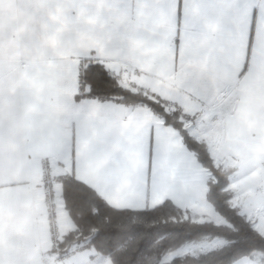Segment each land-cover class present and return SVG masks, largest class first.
<instances>
[{
    "label": "crops",
    "instance_id": "1",
    "mask_svg": "<svg viewBox=\"0 0 264 264\" xmlns=\"http://www.w3.org/2000/svg\"><path fill=\"white\" fill-rule=\"evenodd\" d=\"M79 63L207 114L224 155L264 167V0H0V264H112L77 243L50 252L44 159L64 234L69 168L117 210L206 202L179 130L146 107L78 100Z\"/></svg>",
    "mask_w": 264,
    "mask_h": 264
},
{
    "label": "trees",
    "instance_id": "2",
    "mask_svg": "<svg viewBox=\"0 0 264 264\" xmlns=\"http://www.w3.org/2000/svg\"><path fill=\"white\" fill-rule=\"evenodd\" d=\"M82 72V94L77 95L78 100L87 98L101 102L116 101L124 106L144 105L162 117L166 125L179 130L200 164L213 174L216 181L210 184L208 200L227 225L185 220L184 211L169 202L144 211L114 209L70 172L57 180L74 230L63 236L57 252L63 253L71 245L87 240L83 249L96 251L91 258L107 256L112 264H159L165 254L187 243L221 239L227 244L219 249L198 256L177 257L169 264H233L240 257L264 253V237L228 202L224 192L226 173L215 168L205 146L181 128L178 123L180 112L168 111L169 103L163 99H153L140 91L123 87L102 64H85Z\"/></svg>",
    "mask_w": 264,
    "mask_h": 264
},
{
    "label": "rangeland",
    "instance_id": "3",
    "mask_svg": "<svg viewBox=\"0 0 264 264\" xmlns=\"http://www.w3.org/2000/svg\"><path fill=\"white\" fill-rule=\"evenodd\" d=\"M83 74L81 71H77V81H78V95L82 94L80 77ZM108 74L116 78L120 85L123 87L126 86L121 83L122 73L116 71L115 74L108 72ZM133 86V91H140L141 93L150 96L145 90L142 89V86L135 85ZM119 104L116 101H106ZM169 103V102H168ZM121 105V104H120ZM127 107H146L144 105H135ZM148 108V107H146ZM149 109V108H148ZM168 111H177L180 112L178 123L182 129H184L188 135L197 141L202 143L215 168L222 170L226 173L227 184L224 187V192L228 196V202L232 208L237 210L239 215L243 216L247 222L250 223L252 228L256 230L261 236L264 237V167L258 168H242L238 166L237 162L233 158L224 155L220 151V141L219 137L215 136L217 133V124L212 122L211 119L207 118V114H202L201 116H192L186 114L183 108L172 106L169 103ZM71 168L67 169L65 174H69ZM207 174V196L206 202L200 204L199 206L184 211L183 219L189 220L195 223H213L216 225H227L226 220L217 212L214 204L208 200V194L210 190V184L215 182L213 174L206 169ZM63 176V175H62ZM60 203L58 202V208ZM61 225V222H60ZM62 228V225H61ZM66 235L62 232V238ZM62 241V239H61ZM87 241V240H86ZM86 241H81L77 243L80 247H84ZM227 244L226 241L221 239H214L212 241L199 240L193 241L185 244L179 249L165 254L161 259L159 264H169L177 257H182L185 255L198 256L201 254H206L210 251L219 249ZM87 250V249H86ZM54 251L50 248V252ZM92 253L91 256L96 254V251L93 249H88ZM89 252V253H90ZM61 255V253H60ZM99 257V256H97ZM107 257V256H100ZM109 258V257H108ZM110 259V258H109ZM111 260V259H110ZM233 264H264V253L253 254L251 256H243L238 258L233 262Z\"/></svg>",
    "mask_w": 264,
    "mask_h": 264
},
{
    "label": "built area",
    "instance_id": "4",
    "mask_svg": "<svg viewBox=\"0 0 264 264\" xmlns=\"http://www.w3.org/2000/svg\"><path fill=\"white\" fill-rule=\"evenodd\" d=\"M84 67H85L84 64L79 63L78 70L82 72L84 70ZM108 72H112L113 74L116 73V71H108ZM40 169H41V173L45 178V182L43 185V190L45 193V201L43 203V206L50 217V229H49L50 248H52L53 250H57L59 248V244L62 239V228L60 225V221L57 217L58 201L53 193V188L49 177L50 169H49L48 160L44 159L41 161Z\"/></svg>",
    "mask_w": 264,
    "mask_h": 264
}]
</instances>
